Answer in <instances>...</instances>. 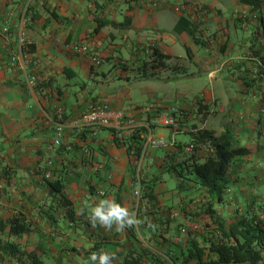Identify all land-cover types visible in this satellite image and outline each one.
<instances>
[{
  "label": "crops",
  "instance_id": "0c3cea01",
  "mask_svg": "<svg viewBox=\"0 0 264 264\" xmlns=\"http://www.w3.org/2000/svg\"><path fill=\"white\" fill-rule=\"evenodd\" d=\"M263 18L264 0H0V236L9 237L10 219L21 216L30 228L20 238L25 249L46 264H98L91 256L100 252L114 253L113 264H121L118 253L137 245L153 257L144 264H182L180 247L186 248L184 228L190 223L182 209L192 211L191 191L177 190V177L168 174L169 186L162 166L169 155L178 163L191 153L182 150L179 143L187 141L179 135L191 137L202 128L217 135L231 130L249 150L219 212L261 207L264 218ZM101 21L128 24L99 26ZM77 44L94 51L77 52ZM154 48L166 56L163 66L154 65ZM187 62L200 70L193 77L206 72L214 83L178 107L179 126L168 128V135L143 111L147 104L132 101L130 88L105 84L166 81L171 77L164 71L187 73ZM226 70L227 76L220 74ZM33 76L40 79L34 88L28 84ZM226 80L235 86L230 89ZM200 104L210 112L206 119ZM95 105L133 116L136 129H144L141 138L120 142L112 128L81 127L65 128L55 142L59 122ZM149 129L177 143L147 148L143 172L157 182L147 203L134 195V162L137 142ZM54 181L64 185L72 219L59 202L62 194L50 185ZM102 199L127 207L138 222L122 230L94 224L89 213Z\"/></svg>",
  "mask_w": 264,
  "mask_h": 264
},
{
  "label": "trees",
  "instance_id": "16d2710c",
  "mask_svg": "<svg viewBox=\"0 0 264 264\" xmlns=\"http://www.w3.org/2000/svg\"><path fill=\"white\" fill-rule=\"evenodd\" d=\"M126 24H128L126 21L99 22V26L122 27ZM262 26L264 27V18ZM152 54L155 57V66L160 67L165 64L166 56L157 48L153 49ZM144 63L147 64V62ZM203 110V119H206L210 112L205 105L200 104L199 112ZM175 115L180 123V116L178 113ZM142 131L144 129L141 128L133 130L130 139L141 138ZM118 140L121 142V139ZM143 142L144 138L137 142V158L142 155ZM176 143L175 140L169 141L167 146L174 148ZM179 145L182 150L184 146H192L191 153L186 152L184 158L178 163H173V158L169 155L170 159L166 165L162 166V172L177 177V190L191 191L192 211L182 209L185 212V218L190 221L185 228L183 227L187 244L185 249L180 247L183 256L182 264H188L191 261L197 264H264V218L259 214L261 207L247 206L243 211L240 208H234L231 214L225 213L224 216L218 208L219 205L225 207L227 204L226 194L232 189L235 181L236 166L242 160L244 161L243 156L249 153L248 148L240 145L237 135L231 130L217 135L207 128L198 129L192 133L190 140ZM203 149L205 153L200 155ZM136 160L134 162L135 189L137 184H140L139 202L146 199L148 203L155 197L157 182L145 176L144 166L138 174ZM50 185L57 193L62 194L59 202L68 208L67 217L72 219L73 214L69 208L71 203L63 195L64 185L60 181L51 182ZM226 217L231 219L230 223L225 220ZM9 224V237L5 238L3 234L0 236L1 260L10 258L17 264H46L38 253L26 250L20 239L30 230L25 219L18 216L10 219ZM0 230L2 233L5 232L4 225L0 227ZM199 238H202V241ZM98 245L100 244H96L91 250L94 252ZM118 254L122 257L121 264H144L146 260L153 259L141 245L134 246L128 251L123 250ZM155 259L159 262V259Z\"/></svg>",
  "mask_w": 264,
  "mask_h": 264
},
{
  "label": "built area",
  "instance_id": "2783aa9c",
  "mask_svg": "<svg viewBox=\"0 0 264 264\" xmlns=\"http://www.w3.org/2000/svg\"><path fill=\"white\" fill-rule=\"evenodd\" d=\"M74 50L82 53H90L94 50L88 45L77 44ZM95 63H98V59H95ZM39 77L33 76L28 79L30 87H36L39 84ZM215 108H213L214 110ZM143 111L148 115L153 114V120L157 124H161L163 127L176 128L179 123L175 114L179 113V109L176 107H162L156 103L147 104L143 107ZM127 125V127H125ZM81 127H93L112 128L118 139L123 142L125 138L131 135L132 131L139 127L133 116H128L123 110L114 109L108 105H95L90 107L87 111L83 112L80 116L69 120L67 122H59L57 126L58 137L55 139L56 143H60V138L65 128L75 129ZM128 129V130H127ZM168 142L164 136L156 137L153 130L149 129L144 137L143 152L136 160V167L138 174L144 163V155L149 146L165 147ZM192 146H189V150L192 151ZM51 175L45 174V178L49 179ZM134 195L139 201L141 197L140 184H137V188L134 191Z\"/></svg>",
  "mask_w": 264,
  "mask_h": 264
},
{
  "label": "rangeland",
  "instance_id": "374dc122",
  "mask_svg": "<svg viewBox=\"0 0 264 264\" xmlns=\"http://www.w3.org/2000/svg\"><path fill=\"white\" fill-rule=\"evenodd\" d=\"M224 13H227L225 11ZM232 12H229L228 17L231 16ZM181 54L186 55L185 49L182 45L178 44L175 46ZM125 58H129L127 54L123 55ZM187 73L184 70L174 71L172 73L166 74L164 71V75L171 77L169 80L160 81L158 79H145V81H108L106 87L125 85L130 88L132 101L136 104H148V103H159L162 107H180L181 105L191 103L194 99L201 96V92L205 90H211L214 79L208 75L206 72L198 74L193 77L194 73H199L200 70L195 67V65L190 67V63L187 62ZM149 73H152L151 70ZM221 75L227 76L229 71L220 72ZM219 76V74H218ZM230 89L235 86V83H232L230 80H226ZM226 83V84H227ZM150 88V92L147 91ZM146 90V92H144ZM213 118L209 119V123H212ZM166 130V134H169L170 129L168 127H164ZM180 139H185V141L190 140L189 135H179ZM166 138V137H165ZM167 139V138H166ZM168 140V139H167ZM164 178L168 181V185L172 186L173 180L171 177H168V174H164ZM10 260L7 259V264H11ZM2 261V260H1ZM5 262V263H6Z\"/></svg>",
  "mask_w": 264,
  "mask_h": 264
},
{
  "label": "clouds",
  "instance_id": "9594fccd",
  "mask_svg": "<svg viewBox=\"0 0 264 264\" xmlns=\"http://www.w3.org/2000/svg\"><path fill=\"white\" fill-rule=\"evenodd\" d=\"M167 142L169 141L167 140ZM89 216L94 224L99 223L108 229L116 225L118 230H122L126 227H133L138 222L134 212H130L127 207L108 199L100 200V202L91 209ZM115 259V254L109 252H100L99 254L93 253L91 256V260L93 262L98 261V264H113Z\"/></svg>",
  "mask_w": 264,
  "mask_h": 264
}]
</instances>
